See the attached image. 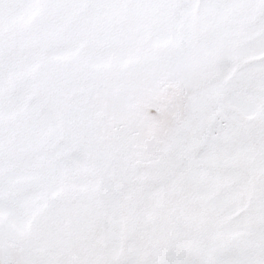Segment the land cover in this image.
<instances>
[{
	"label": "snow or ice",
	"instance_id": "6c2138e0",
	"mask_svg": "<svg viewBox=\"0 0 264 264\" xmlns=\"http://www.w3.org/2000/svg\"><path fill=\"white\" fill-rule=\"evenodd\" d=\"M0 264H264V0H0Z\"/></svg>",
	"mask_w": 264,
	"mask_h": 264
}]
</instances>
